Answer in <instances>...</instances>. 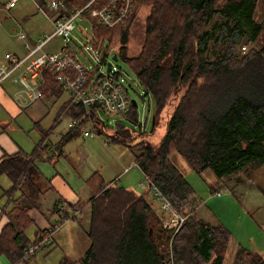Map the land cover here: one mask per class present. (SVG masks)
Segmentation results:
<instances>
[{
  "label": "trees",
  "instance_id": "16d2710c",
  "mask_svg": "<svg viewBox=\"0 0 264 264\" xmlns=\"http://www.w3.org/2000/svg\"><path fill=\"white\" fill-rule=\"evenodd\" d=\"M36 1L48 10L51 0ZM63 1L72 10L89 0ZM261 1L134 0L131 16L139 3L150 4L151 9L140 51L133 56L128 55L129 24L118 29L120 45L114 53L133 68L145 93L154 98L153 129L164 107L173 104L158 144L141 139L133 145L134 161L145 180L150 179L187 216L173 237L171 264H223L231 239L230 230L222 223L213 224L197 215L189 199L192 185L172 161V153L177 152L198 173L209 169L218 179L264 162V13L257 17ZM106 2L93 0L90 7L98 8ZM60 12L68 13L64 9ZM203 23L211 26L200 32ZM114 29L92 25L91 44L95 48L105 46L100 50L104 59L113 32L118 31ZM259 38L263 43L238 56L237 47L244 45V40L257 42ZM209 50L214 58L208 56ZM97 69L98 65L90 77ZM41 89L43 95L61 92L49 72ZM136 106L132 103L126 114L134 123L138 122ZM68 108L71 116L76 114L70 100ZM105 127L96 126L97 134H103ZM131 130L119 126L110 137L123 143L132 139ZM77 132L81 130L68 131L64 140ZM36 157L35 153H18L0 164V170L12 180V189L23 187L0 233V255L8 264L29 259L31 256L23 259L25 249L40 239L43 231L37 230L33 240L25 234L34 220L30 211L48 184L40 178ZM86 182L91 189V196L84 202L91 208V243L80 259L65 256L59 264H170L166 243L173 227L163 228L162 219L144 194L105 183L97 171ZM58 206L53 207V213ZM79 206L80 202L65 204L66 218L68 207L74 210ZM159 227L162 239L158 238ZM232 264H264V257L239 245Z\"/></svg>",
  "mask_w": 264,
  "mask_h": 264
},
{
  "label": "rangeland",
  "instance_id": "374dc122",
  "mask_svg": "<svg viewBox=\"0 0 264 264\" xmlns=\"http://www.w3.org/2000/svg\"><path fill=\"white\" fill-rule=\"evenodd\" d=\"M8 1L9 0H0V61L5 60L4 54L6 52L16 53L20 57L24 56L26 53L24 45L25 41H30L31 38L37 42L43 34L51 33L54 29L51 17L55 16L57 13L56 11H50L49 9L45 10L39 7L36 0H21L17 3L16 7H10L11 9L7 7ZM263 3L264 0L259 3L257 10L258 18L264 13ZM150 9V4L139 3L133 16H130L131 18L129 17V22L127 21L126 24L111 27L118 30L129 24V41L127 45L128 55L133 56L140 51L144 38L146 17ZM74 26L71 36L73 41L78 45L81 42H87V39L92 35L91 23L89 20L85 17L79 16L74 20ZM210 26L211 24L203 23L199 27V30L201 32L203 29ZM21 32H24L27 35L24 39L18 36ZM119 33L120 30L113 32L111 46L114 50L120 45ZM62 43L63 38L56 36L44 46V49L48 51L53 50L55 47L57 49L58 47H61ZM261 43H263L261 38H259L257 42L244 40L243 44L246 45V50L243 51L242 46L239 45L236 52L239 57L243 56L246 51L258 47ZM81 49L79 55L89 64L90 60L96 64L99 59L102 58V56L94 54L93 51L86 50L85 46H81ZM210 52L211 50L208 51V56L214 58V55L210 54ZM111 56L112 55L106 58V63L111 60ZM106 63L101 64V69H106ZM112 63L114 69L117 68L123 74L130 99L135 100L137 103L135 111L137 113L138 122H132L126 118V115L108 116L101 113L106 124L105 132L103 134L95 135L94 137H84L83 135H79L63 146L66 155L60 158L58 162L53 164L49 161L39 162V166L42 172L48 177H51V175L57 170L60 171L77 190L81 187L86 188L84 179L94 171H97L105 182L117 181L118 177L123 175L120 173L123 171L124 165H130L132 170L129 171V173L139 171V175L137 176V178L139 177V184L131 190L138 194H144L147 199H152L154 197L153 192L149 191L148 183L146 182L143 173L134 163L136 148H134L133 145L141 139H147L153 144H158L166 131V121L173 108V104H168L164 107L158 116L157 125L153 129V118L156 110L154 98L145 93V90L141 86L133 68L126 61L119 58V60L112 61ZM62 97L63 99L67 98L65 95ZM38 100H36V104H40L41 108L45 111L41 119L42 126L47 129L51 126H55L54 131L50 134V138L47 139V143L55 147L60 139L61 131L67 130L69 115L64 111L65 109L58 112L63 102L62 99L57 100L52 95H44ZM67 107L68 106H66V108ZM58 115H61V117L59 121L55 123V118ZM119 126L133 129L131 130L133 133L132 139L123 143L113 141L110 135L113 133L114 129ZM29 130H31V134L35 139H40L41 133L35 128L34 123L30 125ZM171 159L182 169L188 181L199 196L204 197L208 193L211 194L210 188L217 187L220 190V196L230 200L231 210L234 207L232 204L235 202L241 203L240 207L246 209V211L250 213V216L254 213V210H256L258 213H254L255 218H253V221L255 222L251 223V225L248 223L249 220L245 219V215L241 217L242 220H247L245 221L248 224L246 230L249 231V234L245 232L241 226L239 237L246 241H252V235L260 241V237L264 234V167H262L263 172L261 174V182L246 180L245 182L235 183L236 180L234 177H229L227 178V181L218 182L216 184L217 180H211V177L208 175L209 173H198L193 170L185 159H183L177 152L172 153ZM207 172L212 171L208 169ZM119 174L120 176H117ZM4 176L5 175H3L2 178H5ZM82 195L86 197L84 200L87 199L90 195L89 189H87ZM220 196L216 195V197L221 198ZM158 205L159 202L156 200L154 202L155 208H158ZM81 206H84V202L82 204L80 203L79 207ZM202 211L203 208L199 210L200 213H202ZM90 214L91 208L87 206L83 209V212L77 219H70L62 225L59 229V234L57 235V237L60 236L59 238L55 236L57 239H55L54 242L46 245L20 264H59L60 260L65 256L72 260L80 258L83 255L84 250H86V243L88 244L89 242L86 232L90 225ZM242 225L245 226L243 221ZM36 228L37 224L35 223L26 229V236L30 240L35 238ZM234 234H236V230H234ZM239 245L245 247L240 244L239 240H232L231 243H229L227 264H229L230 257L234 258L233 253H235ZM245 248H248V246ZM248 249L252 250L250 248ZM254 252L261 256L264 255V251ZM8 263L9 262L5 256L0 255V264Z\"/></svg>",
  "mask_w": 264,
  "mask_h": 264
},
{
  "label": "built area",
  "instance_id": "2783aa9c",
  "mask_svg": "<svg viewBox=\"0 0 264 264\" xmlns=\"http://www.w3.org/2000/svg\"><path fill=\"white\" fill-rule=\"evenodd\" d=\"M17 1L9 0L7 7L14 6ZM92 1L90 0L81 7L68 10L63 0H51L48 9L57 12L55 16L51 17L53 31L43 34L34 44L26 40L24 56L20 57L14 53L6 52L4 54L5 62L0 63V86L5 80L11 78L18 85L14 97L22 107H26L44 96L41 89L44 76L46 72L51 73L60 84L61 91L69 97L70 103L76 109V114L70 117L67 124L69 131L80 129L84 136L98 135L96 126L106 125L101 113L108 116L126 115L132 106L123 74L117 68L114 69L113 63L109 71L101 69V64L106 63V58L114 53V48L110 46L106 58H100L96 64L91 60L90 64L85 62L79 52L82 50L81 46H85L86 50L103 56L100 50L105 46L99 45L95 48L91 44L93 23L110 28L126 24L132 14L134 0H107L104 5L98 8L90 7ZM61 8L68 13L60 15ZM87 12L91 16L89 22L92 35L87 39V42H81V45H78L71 37L75 27L74 20L79 16L85 17ZM18 36L24 39L26 34L21 32ZM56 36L63 38L61 47L52 51L44 49V46ZM242 48L245 51L246 45H242ZM96 65H98V69L92 78L90 73ZM146 182L153 192L154 198L159 202L163 228L173 227L166 243L171 264L173 261L172 240L187 216L179 212L170 199L150 179ZM212 193L220 194V192L213 191ZM65 213L66 208L59 206L57 217L43 228L40 239L28 245L24 251L23 259H27L51 243L54 234L67 219Z\"/></svg>",
  "mask_w": 264,
  "mask_h": 264
},
{
  "label": "crops",
  "instance_id": "0c3cea01",
  "mask_svg": "<svg viewBox=\"0 0 264 264\" xmlns=\"http://www.w3.org/2000/svg\"><path fill=\"white\" fill-rule=\"evenodd\" d=\"M19 1L21 0H18L16 4L11 8L16 7ZM85 18L88 19L89 21L91 20V16L88 14V12L85 14ZM28 42L34 44L35 40L30 38V41ZM111 45L112 43H110V46ZM57 49L55 47L53 50H57ZM3 62H5V60L0 61V63ZM17 89H18V85L11 78L5 80L0 86V164L7 156H11L14 154H18V153L36 154L37 157L35 159V163L38 168L40 178L46 180L48 184L47 187H45L46 190L44 191V193L37 200V206L30 211V214L34 219L32 224L35 223L37 224L36 231L37 230L42 231V229L49 222L53 221L57 217V212L56 213L52 212V209L56 204L59 206H65V204H69V203L75 204L77 202H80L82 204L91 196V189L89 188L86 180L92 174L85 177L84 179L86 188L81 187L76 190L72 185V183L69 180H67L65 178V175L62 174L60 171L57 170L54 174L51 175V177H48L42 172L39 166V162L41 163L44 161H49L52 164L58 162L60 158L66 155L63 150V146L67 142L71 141L73 138L79 135L82 136L83 134L77 132L68 139L64 140V136L69 131V128L67 126L66 131H61L60 139L58 140V144H56L55 147L47 143V139L50 138V134L51 132L54 131L55 126L54 127L51 126L48 129L42 126L41 119L45 111L43 108H41L40 104H36L37 101L33 102L32 104L26 107L20 106L16 102L14 97V94ZM63 95H65L67 98L63 99L62 97ZM52 96H54L57 100L59 99L63 100L58 112H60L61 110L63 111L65 109L64 111L69 115V119H70L71 113L68 107L66 108V106H68L69 97L62 91L59 94H53ZM60 117L61 115H58L55 118L54 122L57 123ZM32 123H34L35 128H37L40 131L41 133L40 139H35L34 136L31 134V130H29V127ZM84 137H88V136H84ZM89 137H94V136H89ZM135 165L137 164L135 163ZM262 167H264V162L252 164L247 169H241L232 175H228L220 179H217L214 176V174H212V172H207L208 169L202 172L209 173L208 175L211 177V180H217L216 184L218 182L220 183L227 181V178L229 177H234V179L236 180L235 183L245 182L246 180L249 181L254 180L256 182H261V174L263 172ZM138 168L143 173L142 169L139 166ZM131 170L132 168L130 165L127 166L124 165L123 171L120 173L123 175L121 177H118L117 181L105 182L103 179L102 180L105 183L113 182V184H117L119 186L124 185L122 187H125L127 189H132L138 186L139 184V177L137 178V176L139 175V171L136 172L134 171L132 173H129V171ZM120 174L117 176H120ZM3 175H5L4 176L5 178H2ZM7 179L9 180V182ZM12 186L13 185L10 176L6 172L0 170V233L4 225L7 224V222L10 220L9 212L12 210L18 199L21 198L23 194V187L12 189ZM87 189H89L90 195L89 197H87V199L84 200V198L86 197L83 196L82 194H84L85 191H87ZM210 189H211L210 191L211 194L208 193L204 197L199 196L197 192H195L194 188L193 191L190 193L189 199L191 201L192 207L195 208L197 215L207 222L213 224L222 223L224 226H226L231 232V239L229 243H231L232 240H239L241 245L245 247L248 246V248L252 249V251L254 250L257 252L258 251L263 252L264 234H262V236L260 237V241H258L257 238L255 236L253 237L252 235H251L252 241L249 240L246 241L245 239L239 237V230L241 226L245 230V232L249 234V231L246 230V226H248V224L245 221L247 220L244 221L241 219V217L245 215L246 216L245 219H248L249 220L248 223H250L251 225V223L255 222L253 221L254 220L253 218H255L254 213H258V212L254 210V213L250 216V213L246 211V209L240 207L241 203H237V202L232 204V206L234 205V207L231 210L230 200L221 197L220 194L212 193V191L220 192L219 188L211 187ZM149 191L151 190L149 189ZM216 195L220 196L221 198L216 197ZM147 200L153 207L156 215L161 217L162 211L160 210V206L158 205V208H155L154 206V202L156 201V199L153 197L152 199H147ZM86 207L87 206H81V207H77L74 210L68 207L67 210L69 212V216L67 217L65 222L69 221L70 219L72 220L77 219L79 215L83 212V209ZM201 208H203L202 213L199 212ZM242 221L245 224V226L242 225ZM65 222L63 223V225L65 224ZM90 223H91V214H90ZM88 230L86 232L87 236H88ZM234 230H236V234H234ZM36 231H35V237H36ZM58 234H59V230L54 234L53 240L51 242H54L55 239L60 237V236L57 237ZM55 236L57 238H55ZM90 243L91 240L89 238L88 244L86 243V249L89 247ZM228 250L229 249H227L226 251L225 260L223 264L228 263L227 262ZM85 251L86 250H84V252ZM78 259H74V260H78ZM229 259H230L229 264H232L233 258L230 257Z\"/></svg>",
  "mask_w": 264,
  "mask_h": 264
},
{
  "label": "water",
  "instance_id": "95a60500",
  "mask_svg": "<svg viewBox=\"0 0 264 264\" xmlns=\"http://www.w3.org/2000/svg\"><path fill=\"white\" fill-rule=\"evenodd\" d=\"M117 60H119V57H118L117 53L115 52V53L112 54V56H111V60H109V61L106 63V69L109 71V70L111 69V66H112V61H117ZM132 101H133V103H134L135 105H137V103H136L135 100H132ZM153 122H154V118H153ZM161 231H162V228L159 227V228L157 229L158 238H161ZM150 233H151V234L154 233V229H153V228H150ZM161 242H162V240L160 239V243H159V244H161Z\"/></svg>",
  "mask_w": 264,
  "mask_h": 264
},
{
  "label": "bare ground",
  "instance_id": "6f19581e",
  "mask_svg": "<svg viewBox=\"0 0 264 264\" xmlns=\"http://www.w3.org/2000/svg\"><path fill=\"white\" fill-rule=\"evenodd\" d=\"M132 103H133V101H132ZM162 239V238H161Z\"/></svg>",
  "mask_w": 264,
  "mask_h": 264
}]
</instances>
